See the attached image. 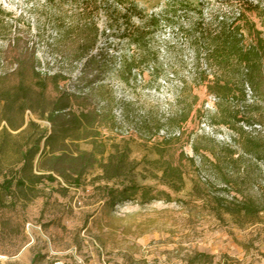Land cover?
I'll list each match as a JSON object with an SVG mask.
<instances>
[{
  "label": "rangeland",
  "instance_id": "obj_1",
  "mask_svg": "<svg viewBox=\"0 0 264 264\" xmlns=\"http://www.w3.org/2000/svg\"><path fill=\"white\" fill-rule=\"evenodd\" d=\"M132 2L145 19H162L141 45L145 53L120 38L125 29L147 27L132 12L129 22L120 20L119 3ZM263 10L264 0H0V133L7 92L14 94L20 81L11 65L18 53L5 43L18 38L34 49L40 74L39 80L27 74V85L45 86L49 101L75 95L73 109L98 115L88 136L65 140L67 149L93 152L99 162L125 154L121 175L157 197L111 205L114 181L103 178L97 162L79 186L56 176L31 190L14 188V206L5 197L0 207V264L33 258L32 264H263L264 107H249L247 85L246 102L216 98L213 79L235 81L238 69L203 58L220 45L214 35L222 21L241 27L244 47L256 31L264 38ZM94 28V60L84 65L75 60L76 34ZM132 57L139 67L128 75L123 61ZM54 72L65 77L57 90L43 78ZM18 105L9 116L15 125ZM30 120L50 132V124L26 111L20 129L0 135L7 144L1 171L14 168L19 144L33 131L21 133Z\"/></svg>",
  "mask_w": 264,
  "mask_h": 264
},
{
  "label": "trees",
  "instance_id": "obj_2",
  "mask_svg": "<svg viewBox=\"0 0 264 264\" xmlns=\"http://www.w3.org/2000/svg\"><path fill=\"white\" fill-rule=\"evenodd\" d=\"M182 3L190 6L188 2L184 1ZM119 4L123 10L120 20L129 22V16L132 12L142 24L147 25L146 29L136 31V33H131L128 29H125L122 31L120 38L128 42L129 45L138 47L142 50L141 52L145 53L144 50L146 49L141 47V45L149 38V30L156 28L162 19L155 15H150L145 19L141 15L143 11L138 9L137 5L133 2L130 4L131 9L125 3ZM250 8L256 9L258 7L254 5ZM239 17L240 15L238 14L236 20H239ZM224 23L223 21L219 22L218 31L214 35L216 38H219L220 45L213 47L210 52H206L203 58L205 61H209L211 58V63H213V60L218 61L217 65H215L218 68L227 64L228 61H232L236 64L238 76L235 81L229 78L213 79L211 82V92L219 100L229 101L230 99L238 98L240 101L246 102L244 86L247 85L254 97L253 105L249 107H255L257 110L260 107L263 108L264 38L261 37L259 31H256L253 33L255 37L253 38V42L244 47L241 45L243 38V35L240 33L241 27L233 21L227 26ZM83 32V30L79 29L76 34V41L80 45L77 47L75 60L79 62L83 61L84 65H87L90 61L94 60L90 52L96 42L98 30L94 28V31L88 34ZM20 44H22L21 47L23 49L19 51L17 49L20 47ZM5 45L8 50H15L18 53L15 55V57L17 56L16 59L11 61V65L14 66L13 74L17 75L20 81L14 94L7 92L9 97L5 104L7 115L3 118L6 126L2 128L0 135L5 134L4 136L10 137L9 130L16 131L20 129L24 125V113L26 111H30L38 119L50 124L51 130L47 133L45 127L41 128L31 120L21 130V133L26 134L29 129L33 128L30 134L24 135V140L16 150V160L13 163L14 168L8 167L4 171L0 169V176H2V180H0V207L4 205L5 197H8L11 200L9 204L14 206V202L12 201L14 198V188L31 190V186L36 183L45 181L47 184H51L56 181L57 177L71 183L72 186H79L81 176L89 168L93 167L95 162L101 167L103 178L107 181H114L113 186L108 188L107 191V195L109 196L108 203L111 205L135 198L141 204L157 200L155 195H151L154 190L152 187L138 185L134 180L127 179V175H121V170L124 168V163L127 160L125 154L118 157L117 160L111 155L107 161L99 162L93 152L79 150L77 147H75L74 152L67 149L68 145H66L65 140H69L73 144L74 141L79 140L82 134L88 136L87 130L92 126L94 120H96L97 113L88 108L73 109L74 102L77 99L75 95L63 92L53 101H49L44 95L45 86L38 90L27 85V74L33 80H39L40 77L39 71H36L37 63L34 59V49L28 47L25 42L22 43L18 38L8 39ZM199 60L200 57L196 55V62L198 63ZM123 63V70L128 75H131L132 71L139 67V63L133 57L124 60ZM43 78L51 82L57 90L58 83L64 80L65 77L59 72H54L49 75L44 74ZM17 103H19L18 113L20 121L15 125L9 116L13 111V106ZM33 137L34 139H32ZM41 143H43V146H41ZM6 150L7 144L4 139L0 143V163L5 156ZM37 156L39 158L38 169L41 173L35 175L31 171V166ZM164 176H166V171L163 172L160 179L162 184L168 186L170 183L164 181ZM166 196L168 197L169 195L166 194ZM34 262L35 258L31 260V264Z\"/></svg>",
  "mask_w": 264,
  "mask_h": 264
},
{
  "label": "built area",
  "instance_id": "obj_3",
  "mask_svg": "<svg viewBox=\"0 0 264 264\" xmlns=\"http://www.w3.org/2000/svg\"><path fill=\"white\" fill-rule=\"evenodd\" d=\"M264 264V263H263Z\"/></svg>",
  "mask_w": 264,
  "mask_h": 264
}]
</instances>
